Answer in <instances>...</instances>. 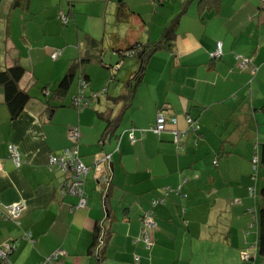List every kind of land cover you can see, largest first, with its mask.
Returning a JSON list of instances; mask_svg holds the SVG:
<instances>
[{
    "label": "crops",
    "instance_id": "1",
    "mask_svg": "<svg viewBox=\"0 0 264 264\" xmlns=\"http://www.w3.org/2000/svg\"><path fill=\"white\" fill-rule=\"evenodd\" d=\"M120 7L129 14L117 22ZM178 14L173 40L149 57L128 98L138 62L122 67L127 58L114 48L156 41ZM89 53L100 58L81 65L87 102L78 107L79 73L63 95L55 89ZM237 57L248 59L243 68ZM14 62L29 99L11 119L0 90V245L18 241L9 264H264L255 223L264 169L251 162L264 142L262 0H0V70ZM158 111L167 121L154 133ZM187 116L199 129L176 140ZM72 127L88 167L80 208L77 196L60 193L66 175L48 161L70 145ZM17 201L18 223L3 216ZM148 211L149 245L141 237ZM97 223L106 233L100 260L91 253ZM58 249L65 253L46 262Z\"/></svg>",
    "mask_w": 264,
    "mask_h": 264
},
{
    "label": "trees",
    "instance_id": "2",
    "mask_svg": "<svg viewBox=\"0 0 264 264\" xmlns=\"http://www.w3.org/2000/svg\"><path fill=\"white\" fill-rule=\"evenodd\" d=\"M15 4L22 2L24 5L28 4V0H14ZM185 10V6H182L181 12ZM180 12V13H181ZM129 13L123 10L122 7L118 9L116 12V21L119 22L127 17ZM179 14L174 17L164 28L160 35V37L154 42L147 43H133L124 48L115 47L114 51L117 52L121 59L134 57L138 62V68L136 71L132 72L130 75V87L128 92V98L131 99L134 93V86L136 82H138L141 77L145 67V64L149 57L156 51L168 46L173 40L176 34V25ZM86 43L91 47H95L99 49L101 45L100 40L93 39L92 37L85 35L84 37ZM97 58L99 60V56H96L92 53H89L79 60H76L69 67L67 72L62 76V78L58 81L55 92L58 95H63L68 88L70 87L75 74L79 73V79L82 78L88 84V77L84 71L81 69V65L87 63L91 58ZM24 74V68L17 62H14L10 66L0 70V90L4 95V103L8 109L9 115L11 119L16 118L20 112L23 110L27 100L29 99V94L25 90L19 87V80ZM257 154V164L259 162L260 166L264 169V142H261L259 151L255 150ZM253 158V157H252ZM215 161V160H214ZM253 165V163H252ZM260 203L257 211V216L255 219V223L258 227V240H257V251L260 255L264 256V173L262 177V184L259 190ZM103 231V232H102ZM102 235V243L106 240V233L102 230L101 225L99 223L96 224L94 228V240L92 243L91 253L95 254L97 259L100 260L103 257V249L95 252L98 242L99 236ZM99 249V248H98ZM95 252V253H94Z\"/></svg>",
    "mask_w": 264,
    "mask_h": 264
},
{
    "label": "built area",
    "instance_id": "3",
    "mask_svg": "<svg viewBox=\"0 0 264 264\" xmlns=\"http://www.w3.org/2000/svg\"><path fill=\"white\" fill-rule=\"evenodd\" d=\"M162 1V0H157ZM264 2V0H262ZM61 20L63 23H66L68 21V18L66 15L61 14ZM60 51H54L51 53V57L55 59L58 57ZM221 55V47L218 43L216 46L215 51L211 54L212 58H218ZM239 60V67L243 68L244 65L248 62V59L237 57ZM86 86L87 83L80 78L78 81V87H77V93L73 98V103L77 105L78 107H81L83 104H86ZM167 118L164 115L162 111H158L155 117L154 124L149 127V130L154 133H160L162 130L165 129ZM172 121H175V119L172 118ZM187 122V130L184 132H175V139L178 140L180 135L185 136L186 133L189 131L197 132L199 129V124L196 120H193L191 117H186ZM68 137L71 140V143L68 147H66L60 155H50L49 156V163L50 164H58L62 171L65 173L66 178L63 181V183L60 186V193L61 194H70L78 197V202L74 206V208H80L85 206V198L86 194L84 192V182L86 178V174L88 172V167L80 160L79 154H78V140L80 137V132L77 127H72L68 131ZM129 138L131 141H134L133 133H129ZM8 158L12 160V162L15 164L16 167L20 165V153L16 146L11 145L8 149ZM257 154L255 151V154L252 158L253 163V170L255 171L257 169ZM215 163V161H213ZM178 191V190H176ZM252 189H250V192ZM24 207L23 201H17L14 203L9 204L6 207V211L4 213L5 218H10L17 223L19 222L18 216L21 212V210ZM143 228L141 231V237L143 240L149 245L151 243V233L154 230L156 224L153 219V215L151 211H148L145 213V215L142 218ZM103 232V231H102ZM24 238L31 240V233L27 232L24 235ZM102 235L99 236V242L98 247L102 244ZM18 244V241H10L6 242L3 245H0V264H9L8 254L14 250L15 246ZM65 251L58 249L55 250L53 253H51L47 258L46 262H49L52 259L57 258L58 255L64 254ZM244 258L247 259L248 255L244 254Z\"/></svg>",
    "mask_w": 264,
    "mask_h": 264
},
{
    "label": "rangeland",
    "instance_id": "4",
    "mask_svg": "<svg viewBox=\"0 0 264 264\" xmlns=\"http://www.w3.org/2000/svg\"><path fill=\"white\" fill-rule=\"evenodd\" d=\"M82 24H84V23H82ZM71 26L74 28V25H73V24H72ZM100 32H101V33H100V37H101V36H103V33H102V31H100ZM74 35H76V34H74ZM108 35H109V34L106 32V33H105V37L108 36ZM73 37H74V36H71L70 39H73ZM75 37H76V36H75ZM108 51H109V50H108ZM129 59H130V58H127V59L124 61V63L122 64V67H124V66H125V68L130 67V66L128 65V63H129ZM122 67H121V68H122ZM251 162H252V159H251ZM259 165H260V164H259ZM252 168H253V165H252ZM259 168H261V166H260Z\"/></svg>",
    "mask_w": 264,
    "mask_h": 264
}]
</instances>
